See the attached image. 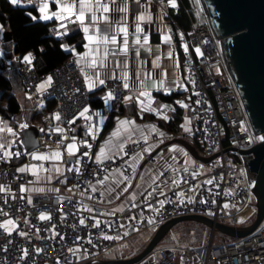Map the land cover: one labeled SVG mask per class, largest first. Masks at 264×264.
I'll list each match as a JSON object with an SVG mask.
<instances>
[{"label":"built area","instance_id":"built-area-1","mask_svg":"<svg viewBox=\"0 0 264 264\" xmlns=\"http://www.w3.org/2000/svg\"><path fill=\"white\" fill-rule=\"evenodd\" d=\"M21 3L32 4L38 11L42 0L34 4L21 0ZM90 19L91 15L85 14V21L90 22ZM67 22V19H59L48 26V34L61 46H67L66 58L39 73L32 65L35 53L29 50L19 55L15 69L29 95L35 99L53 98L61 112L64 125L52 124L45 128L40 142L64 148L74 145L75 151L78 144L84 143V148L69 157L62 156L64 169L57 180L64 191L33 194L21 192V187L26 189L33 181L26 170L18 171L19 163L13 159L18 156L16 153H23L21 147L11 143L0 150V157H4L0 159V185L5 187V191L0 192V224L7 220L15 224L11 233L0 228V264H79L82 258L95 261L121 239L142 230L156 229L162 222L183 214H200L213 221L240 225L236 217L255 206L251 190L255 172L249 169L247 160L253 156L249 150L264 136L252 129L207 18L184 29L170 17L169 36L179 42L187 81L173 96V102L189 111L191 120L187 134L200 145L201 154L215 155L208 161L206 171L202 169V162L164 168L145 194L123 213L102 205L101 191L90 189V183L106 181L105 177L110 179L114 168L128 175L132 170V157L138 152H147L148 140L145 137L129 140L123 144V151L119 148L110 154L111 159L97 163L95 149L102 145L103 139L91 133L94 120L90 89L78 65L75 49L67 40ZM61 24L65 27L61 28ZM128 47L135 48L136 43L130 41ZM197 48L200 53L196 52ZM107 49L112 53L114 46ZM29 54L30 63L23 59ZM49 77L51 83L38 88ZM105 87L113 97L107 106H101V114L108 117L119 109L127 88L115 78L105 83ZM85 109L89 120L83 122L78 133L71 132V121ZM151 138L160 142L166 136L153 132ZM4 151L12 155L4 156ZM46 164L43 161L41 166ZM41 214L49 218L41 220ZM21 232L25 235H20ZM199 251L202 254L199 264H264V215L254 229L243 236L223 242L209 239L202 247L155 245L151 253L156 256L153 264H178L177 252L189 256Z\"/></svg>","mask_w":264,"mask_h":264},{"label":"crops","instance_id":"crops-1","mask_svg":"<svg viewBox=\"0 0 264 264\" xmlns=\"http://www.w3.org/2000/svg\"><path fill=\"white\" fill-rule=\"evenodd\" d=\"M8 1L10 2V0ZM37 1L33 0V4ZM180 1L177 0V7L174 8L169 5L168 0H140L139 4L135 0H127L129 9L127 13H121L115 10L123 6V0H116L115 5L110 4L113 10L107 14L109 17L108 23L101 21L98 27L105 28L110 24L111 31L107 35H115L117 44L99 45L100 54L103 53L104 48H108L109 46H114L113 52H115L118 47L123 45L125 37L123 33L116 31L118 22L119 25L128 28V42L135 41L139 38L141 43L136 44L135 48L128 47L127 53L121 52L115 56L109 53L105 61V66H97L95 69L86 67L83 61L85 54H88L97 45L89 44V41L85 38L86 34L80 23L75 21L74 15L67 18V36L70 35L72 37L71 41L68 38L67 40L72 43L75 49L77 62L79 61L78 65L82 72L95 83V87L89 88L94 120L91 133L103 139L102 145L95 149L96 156L102 148L110 155L118 151L120 145H123L129 140L141 137H145L148 140L147 146L150 150L146 153L138 152L131 159L132 170L126 175L130 178L131 184L123 181V177L120 175L121 172L118 168L112 170L111 178L104 181V183H97V181L90 183V189L94 187L96 190L101 191L102 197L100 203L114 212H125V209L129 205L135 203L145 194L150 183L157 178L158 174L164 168L184 163L186 157L187 159L190 157L193 158L194 163L192 164L201 162L195 159L183 144L174 140L162 146L151 160H146L148 152L166 140L175 137L195 146L187 131L184 130L185 127L189 129L191 120L189 111L186 108L178 107L173 102V93L179 92L187 83L184 57L176 38H171L169 42H165L163 37L166 35L169 36V29L172 27L170 17L177 22L178 26L184 29L204 21L206 17L199 1L200 8H197L193 0H190L189 5L184 7L185 10L182 9L186 15L182 14L180 12ZM17 5L25 7V12L31 19L35 16L37 17L35 20L47 23V27L59 20L56 17L47 20L40 19V11H35L32 4L20 3ZM48 5L47 14L51 15L53 12H58V6L55 0H48ZM85 14H88V12ZM89 14L91 15V13ZM96 15L99 17L100 13L97 12ZM140 15H150L152 19L138 21L137 17ZM122 17H126V21L122 20ZM85 23L87 24L89 22L85 21ZM137 23L143 29L142 33L135 32ZM0 26L3 28V31H0V72L7 71L9 75L13 70L16 71L15 66L18 64L19 54L13 50V41L8 28L1 21ZM5 31L9 32L8 39L3 35ZM89 34H94V30L90 28ZM144 36L148 37L147 44L143 43ZM85 44H89V47L86 48ZM59 46L62 51L69 55V52L60 43ZM170 53L171 55H169ZM32 65L36 70L40 71V68L43 66L42 59H33ZM96 72L99 73V79L104 81L103 84H99L96 81ZM114 77L124 84L127 83L129 87L120 102L119 109L113 111L110 116L105 117L101 114V106L108 105V100L107 102L105 100L108 94L105 89V83L113 80ZM16 82L17 86L14 89L12 87L10 90H13V94L20 105L21 114L17 116L18 119H16L17 117L15 119L0 117V128H10L12 130L11 132L7 130L0 132V144L5 145L6 142L8 144H18L19 134L17 131L19 123L23 120L28 124H40L43 126V130L52 124L64 125L61 112L55 101L51 100V98L35 99L29 95L19 75ZM141 92H145L146 95L140 96L139 94ZM125 97H131V99L126 100ZM4 103L5 101L3 99L1 105H4ZM82 112L85 113L83 116L81 115ZM81 113L71 121V132L78 133L83 128V122L89 120L88 112L82 110ZM128 115L131 117L128 118ZM164 117H167V119ZM120 121H132L134 123L120 125ZM152 127L156 128L155 132L158 134L161 135L162 133V136H166V139L160 142L152 140ZM118 129L121 131V135L113 137L112 133ZM40 139L41 136H39ZM83 148L84 143H80L76 146L75 152ZM67 150L68 146L64 148L55 143L45 144L40 142L37 147L29 152H23L13 158L14 160H18L17 162L20 168H25L27 172L28 165L31 164L32 166L33 172L28 173L33 176V181L29 182L26 189H44V191H26V194L62 192L65 190L58 182L57 177L64 169L62 156H71ZM196 150L201 154V148L200 150L196 148ZM56 153L59 154L58 159L55 158ZM26 154L29 155V159H27ZM33 156H45L47 158L38 159ZM43 161L47 162L45 167H41ZM192 164L190 163V165ZM203 164L210 165L209 162H202L201 166ZM125 188H127V191L124 190ZM81 195L85 196V194ZM192 226L194 227L195 233L199 231L196 233L197 236L193 235ZM154 230H142L127 238L121 239L108 252L99 255L98 259L128 257L138 253L147 243ZM212 236L213 234L208 233V228L199 229L192 222L188 223L181 220L176 222L156 245L202 247L208 243ZM177 255L178 264H199L202 254L199 251L189 256H181L178 252ZM154 258H156L155 255L153 256L152 253H148L138 261L129 264H153ZM85 261L86 259L82 258L80 263Z\"/></svg>","mask_w":264,"mask_h":264},{"label":"water","instance_id":"water-1","mask_svg":"<svg viewBox=\"0 0 264 264\" xmlns=\"http://www.w3.org/2000/svg\"><path fill=\"white\" fill-rule=\"evenodd\" d=\"M209 25L216 36L225 67L236 86L249 122L254 132L264 136V0H198ZM6 39L9 32L3 33ZM26 125V127H21ZM18 144L24 153L37 147L42 125L19 123ZM171 140L183 144L192 156L208 162L215 154H199L195 146L178 137L166 140L147 153L151 160L159 149ZM252 158L248 159L249 169L255 172L254 186L256 213L247 224L232 225L205 217L200 214H183L162 222L152 233L147 243L138 252L128 257L99 258L80 264H129L138 261L160 241L164 234L183 219L202 222L211 228L231 237H239L250 232L264 215V138L251 146Z\"/></svg>","mask_w":264,"mask_h":264},{"label":"snow or ice","instance_id":"snow-or-ice-1","mask_svg":"<svg viewBox=\"0 0 264 264\" xmlns=\"http://www.w3.org/2000/svg\"><path fill=\"white\" fill-rule=\"evenodd\" d=\"M10 2L13 5H17L21 3V0H10ZM33 0H29V3H32ZM55 2L57 3L58 6V12H53L51 13V15L47 14V9H48V0H42V3L39 7V11L41 13V16L39 17L40 19H51L52 17H56L57 19L60 20H64L67 19L68 17H72L73 15L75 16V21H78L84 31V33L86 34L85 38L89 41V44H95L97 45L96 48H92L90 50V52L88 54H85V59H84V64L86 65V67L88 68H92L95 69L97 68V66L100 67H104L105 66V61L108 58L109 55V49L104 48L103 53L100 54V49H99V45H107V44H117V38L115 35H107V33H109L111 31V25L108 24V27L105 28H100L98 27V24L103 21L105 23H108L109 21V17H108V13L110 11H112L113 9L110 7V4L115 5L116 0H55ZM135 2L137 4L140 3V0H135ZM168 3L171 7H177V0H168ZM118 12L121 13H127L128 12V2L127 0H123V6L122 7H118L115 9ZM91 13V19L89 23H85V13ZM99 12L100 16L98 17L96 15V13ZM31 15V14H29ZM33 20L37 19V17L33 16L32 17ZM122 20L126 21V17H122ZM152 17L150 15H140L137 17L138 21H144V20H151ZM61 28L65 27L64 24L60 25ZM93 29L94 30V34H89V30ZM0 31H3L2 26H0ZM117 32L119 33H123L124 35V40H123V45L117 48V51L112 52L111 55L115 56L118 55L119 53L123 52V53H127L128 51V40H127V35H128V28L126 26L123 25H119L118 22V27L116 29ZM135 32L136 33H142L143 29L140 27L139 23H137L136 28H135ZM98 34V35H97ZM57 35H61L60 32H57ZM165 42H169L171 40L170 36H164L163 37ZM134 43L136 44H140L141 41L139 38H137ZM143 43L147 44L148 43V37L144 36L143 37ZM89 44H85V47L88 48ZM62 47H64L67 50V46L62 45ZM185 51H187V48L185 47ZM197 53H200V49L197 48L196 49ZM171 55V53L169 54ZM90 57V59H89ZM25 62H29L30 63V59H31V54L26 55L24 58ZM79 63V61H78ZM117 67H119V65H117ZM95 77H96V81L99 84H103L104 81L99 79V73L96 72L95 73ZM115 78V77H114ZM86 79V83L88 84V87L91 89L93 87H95V83L91 80V78H89L87 75L85 76ZM51 83V77L48 78V80L45 82V84H42L40 87L43 88L46 84ZM161 86H162V82H161ZM125 88H128L129 85L127 83L124 84ZM140 96H144L146 95L145 92H141L139 94ZM112 93L109 92L107 94V96L105 97V100L107 102V100L112 99ZM126 100L131 99V97H125ZM185 107H187V105H185ZM85 112H87V109H85ZM85 113L82 112L81 115L83 116ZM165 119H167V117H164ZM120 125H129V124H133L134 122L132 121H120L119 122ZM21 127H26V125H21ZM183 127V126H182ZM7 130L8 132H11L12 130L10 128H0V132H3ZM185 131H188L189 129L187 127L184 128ZM125 131H127V129H125ZM151 131L155 132L156 128L152 127ZM121 135V131L118 129L116 131H114L112 133L113 137H117ZM161 135H163L161 133ZM146 139V138H145ZM5 145L4 144H0V150H4L5 149ZM89 147H91L89 145ZM150 149H145V151H149ZM68 151L69 154H73L75 149H74V145H69L68 146ZM120 151H123V145H120ZM12 153L4 151V156H11ZM16 155H19V153H16ZM84 155H88V153H84ZM4 157H0V159H2ZM34 158H38V159H46L47 157L45 156H39V157H34ZM55 158H59V154L56 153L55 154ZM112 157L105 151V149H101L99 153H97L96 156V161L97 163H102L103 160L105 159H111ZM77 163H79V161H77ZM42 167V166H41ZM26 169L25 168H21L18 169V171L20 172H24ZM57 171H59L57 169ZM69 171H73V169H69ZM75 171L79 172V168H76ZM119 171V170H117ZM120 175L123 177V181L127 182L128 184H131V180L128 176L124 175L123 172L120 173ZM39 178V177H38ZM108 177H105V180H107ZM97 183H104V181H97ZM173 183H178L177 181H173ZM208 183H211V181H208ZM96 189L93 187V191H95ZM125 191H127V188L124 189ZM5 191V187L3 185H0V192ZM24 191H44V189H25L24 187H21V192ZM29 203H31V199L29 198ZM161 204H163V201L160 202ZM133 207H135V205H133ZM149 207H151V205H149ZM89 211H91V209H89ZM49 217L41 214L40 219L44 220V219H48ZM81 224L84 223V220L81 219L80 221ZM99 223V221H97V224ZM9 225H11L12 227H9ZM15 227L14 221L12 220H7L5 221L3 224H0V228H4L6 231H8L9 233H11L12 228ZM20 235H25V233L21 232ZM39 251V250H37ZM26 254V253H25Z\"/></svg>","mask_w":264,"mask_h":264},{"label":"trees","instance_id":"trees-1","mask_svg":"<svg viewBox=\"0 0 264 264\" xmlns=\"http://www.w3.org/2000/svg\"><path fill=\"white\" fill-rule=\"evenodd\" d=\"M189 2L190 0L180 1V12L184 15L186 14L182 9L185 10L184 7L188 6ZM0 21L10 32L15 53L20 55L21 53L31 50L35 53L34 59H42L43 66L40 68V71L35 69L37 72L41 73L47 71L68 55V53L62 51L58 40L48 34L47 23L31 19L26 14L25 7L12 5L8 0H0ZM67 38L69 41L72 40L70 35H68ZM17 79L18 74L15 70L9 75L7 71L0 72V117L15 119L21 114L20 105L13 94V90H10L12 87L14 89L17 86ZM176 94L177 93H173V95ZM3 99L5 103L1 105ZM51 100L54 101L53 98H51ZM193 142L196 148L200 150V145L195 141ZM197 232L199 231H196V233ZM233 238L234 237L223 239L217 242H223Z\"/></svg>","mask_w":264,"mask_h":264},{"label":"rangeland","instance_id":"rangeland-1","mask_svg":"<svg viewBox=\"0 0 264 264\" xmlns=\"http://www.w3.org/2000/svg\"><path fill=\"white\" fill-rule=\"evenodd\" d=\"M193 1L195 3V6L197 8H200L199 3H198V0H193ZM42 84H45V83H40L39 86H38V88H41L40 86ZM16 119H18V117ZM5 146L8 147V142L5 143ZM14 161L17 162L18 160H14ZM184 163H186V164H190L191 163L192 164V163H194V160H193L192 157H190L189 159H187V157H186ZM208 167H209L208 164H203L202 165V169L205 170V171L207 170ZM27 169H28V172L29 173H32L33 172V169H32L31 164L28 165V168ZM255 213H256L255 206H250L245 212H243L242 214H240L239 216L236 217V221L239 222L240 225L250 223L254 219ZM188 220H192V219H183V222H188V223L192 222L194 224V226L196 228H199V229H201V228L204 229L205 227L208 228V233L209 234L210 233L213 234V236L211 237V240H213V241H219V240H223V239H230V238H232L231 236H228L226 234H223V233H221L219 231H216V230L211 231V228L208 227V226H206L202 222L195 221V220H192V221H188ZM193 235L194 236H197L196 233H195L194 227H193ZM185 237H187V236H185ZM206 237H207V233H206Z\"/></svg>","mask_w":264,"mask_h":264}]
</instances>
